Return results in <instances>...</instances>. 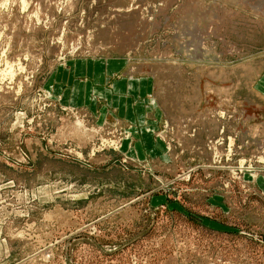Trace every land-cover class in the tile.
<instances>
[{"label":"rangeland","instance_id":"rangeland-1","mask_svg":"<svg viewBox=\"0 0 264 264\" xmlns=\"http://www.w3.org/2000/svg\"><path fill=\"white\" fill-rule=\"evenodd\" d=\"M0 264H264V0H0Z\"/></svg>","mask_w":264,"mask_h":264},{"label":"crops","instance_id":"crops-1","mask_svg":"<svg viewBox=\"0 0 264 264\" xmlns=\"http://www.w3.org/2000/svg\"><path fill=\"white\" fill-rule=\"evenodd\" d=\"M102 71L99 73V77L96 74V77L100 81V85H104L102 80ZM91 89V90H90ZM88 88L87 84H80L79 82H75L72 90H70L68 93L72 95L73 97L77 98H85L84 104H87L88 99L94 94L96 95L98 92L99 96H103L108 101V104L114 107L122 108L123 106H130L132 108V103H130V100H124L125 96H130L132 94H136L137 91H140L142 94H145L148 92V84L144 80H136L132 79L130 81H120L115 84L113 88H105L101 87L100 90H96L91 88Z\"/></svg>","mask_w":264,"mask_h":264},{"label":"bare ground","instance_id":"bare-ground-1","mask_svg":"<svg viewBox=\"0 0 264 264\" xmlns=\"http://www.w3.org/2000/svg\"><path fill=\"white\" fill-rule=\"evenodd\" d=\"M190 48V47H189ZM196 56H199V55H196ZM199 58V57H198ZM257 141V140H256ZM258 143V142H257ZM258 145V144H257ZM262 145V144H261Z\"/></svg>","mask_w":264,"mask_h":264}]
</instances>
